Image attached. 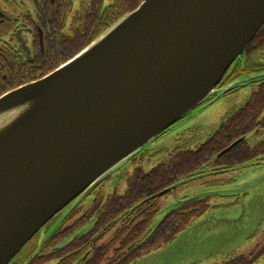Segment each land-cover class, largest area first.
Here are the masks:
<instances>
[{"label": "water", "instance_id": "95a60500", "mask_svg": "<svg viewBox=\"0 0 264 264\" xmlns=\"http://www.w3.org/2000/svg\"><path fill=\"white\" fill-rule=\"evenodd\" d=\"M263 25L264 0H145L53 73L1 96L0 264L186 115L264 79L217 90Z\"/></svg>", "mask_w": 264, "mask_h": 264}, {"label": "flooded vegetation", "instance_id": "af4514ba", "mask_svg": "<svg viewBox=\"0 0 264 264\" xmlns=\"http://www.w3.org/2000/svg\"><path fill=\"white\" fill-rule=\"evenodd\" d=\"M118 1L119 0H0V98L4 94L11 92V90L42 80L45 76L53 73L54 70L64 65V63L73 59L74 56L82 50L84 44L92 38L91 27L99 25L100 20L104 17L106 12H114L118 5ZM91 10L93 11L92 13ZM97 16H99V18H97ZM92 17H96V19L92 21ZM262 27H264V25ZM253 41L254 42L248 48L246 51L247 53L242 59L226 73L225 78L219 84L217 90L223 92L226 87L235 85L236 82L257 74H264V35L260 39L256 36ZM241 73L246 74V76L243 78ZM260 81L248 85L258 88V86L264 83V79ZM246 86L247 85H244V83H238L232 90L226 92L222 96L225 97V95L233 94ZM215 97L216 96L209 102L214 100ZM250 99L242 107L237 108V110L232 113L226 114L224 120L246 107ZM209 102H206L205 105ZM203 106L199 108H203ZM263 118L264 116L260 119ZM177 124L173 125V127ZM170 129L166 132L170 131ZM246 140H248V143L253 147L260 146V144L264 143V126L260 125L259 129L250 132ZM185 148H188V146L176 147L173 152L177 149ZM173 152L169 153V155ZM263 161L264 153H260L251 158L250 161L239 160V162L228 165L216 164L209 161L200 168L198 171L199 173L194 176V178L206 175L207 171L217 173L223 172L225 174L239 164H248L250 162L255 164ZM120 180L121 178L118 179V183H115V178L112 176L107 181L119 185ZM95 191L91 196L95 194ZM116 193L118 192H112L107 196L100 194L92 199L89 207L85 209L81 203V205L76 207L75 210L67 216L65 215L70 210L71 205L66 207L51 218L9 264H127L126 262L129 261L130 255L135 252L131 249V246L127 247L123 245V242H120L119 246H114V248L111 249L114 233L120 230V233L124 234L125 228H113V231L108 230L106 227L97 228L94 219H86L87 217L89 218L87 213L91 210V206L96 201L102 198H108ZM91 196L89 197L91 198ZM211 198L212 195L187 197L176 205L180 207L182 203L183 205H187V203L190 202L205 200L209 203L211 209ZM159 199L160 198L157 200V206ZM177 207H174L167 215L176 210ZM158 209L159 210L153 217L150 229L156 227H153L157 217L156 215L162 211L160 206H158ZM167 215H165L166 217L164 219L167 218ZM144 219H147V217ZM198 222L199 220L193 223L191 227L196 226ZM104 244L109 246V251L104 254V256H101L98 261L92 262V259L97 255V250ZM259 248L261 249L262 247ZM158 250L160 249L147 253V255H141V253L139 254L136 252L135 255L139 257L130 264H137L141 259L152 253H156ZM208 252H211V249L205 253ZM114 256L115 259H113Z\"/></svg>", "mask_w": 264, "mask_h": 264}, {"label": "rangeland", "instance_id": "374dc122", "mask_svg": "<svg viewBox=\"0 0 264 264\" xmlns=\"http://www.w3.org/2000/svg\"><path fill=\"white\" fill-rule=\"evenodd\" d=\"M243 78L246 74L241 73ZM233 94L204 105L146 146L140 155L113 174L115 183L106 181L91 198L82 202L86 209L98 195L107 196L126 191L127 174L136 168L152 170L176 147L196 149L219 129L226 114L242 107L257 90L246 84ZM123 176V177H122ZM117 180V182H116ZM212 195V208L202 216L198 226L181 233L178 240L158 250L137 264H222L236 256L249 255L264 246V161L239 164L228 173L207 171L175 191L160 198L162 211L156 215V226L176 204L187 197ZM200 224V225H199ZM209 248V249H208ZM211 252L205 253L210 250ZM255 264H264V257Z\"/></svg>", "mask_w": 264, "mask_h": 264}, {"label": "trees", "instance_id": "16d2710c", "mask_svg": "<svg viewBox=\"0 0 264 264\" xmlns=\"http://www.w3.org/2000/svg\"><path fill=\"white\" fill-rule=\"evenodd\" d=\"M143 1L145 0H119L114 12H106L100 20V24L91 27L92 38L84 44L82 50L126 13L136 10ZM95 19L96 17H92V21ZM260 30L257 35L259 39L264 35V27ZM252 95L247 106L226 118L220 125V129L206 141V144L197 147L196 150L177 149L150 171L136 168L133 173L128 174V187L123 195L112 194L108 198L96 201L91 206V210L87 213L89 218L86 219H94L97 228L106 227L112 231L113 228H125L124 234H121L120 230L114 233L111 249L114 246H119L120 242H123V245L127 247L131 246L135 252L130 255L127 264L139 257L135 255L136 252L147 255L154 250L168 247L210 209L209 203L205 200L190 202L187 205L182 203L154 229H150L153 217L159 210L158 198L155 197L157 194L194 178L200 168L209 161L228 165L239 162V160L250 161L251 158L264 153V143L253 147L246 140L250 132L259 129L260 125L264 126V118L260 119L264 116V83L258 86ZM238 140L242 141L228 153L220 156L229 145L238 142ZM145 217L147 219H144ZM97 251L92 262L98 261L101 256H104L109 251V246L104 244ZM263 256L264 246L261 249L258 248L254 253L233 257L222 264H255Z\"/></svg>", "mask_w": 264, "mask_h": 264}]
</instances>
